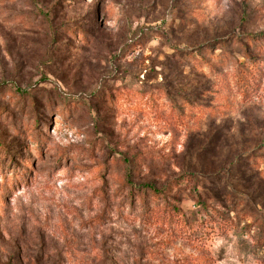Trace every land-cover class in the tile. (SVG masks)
<instances>
[{
	"label": "rangeland",
	"instance_id": "obj_1",
	"mask_svg": "<svg viewBox=\"0 0 264 264\" xmlns=\"http://www.w3.org/2000/svg\"><path fill=\"white\" fill-rule=\"evenodd\" d=\"M1 173L0 264H264V0H0Z\"/></svg>",
	"mask_w": 264,
	"mask_h": 264
},
{
	"label": "trees",
	"instance_id": "obj_2",
	"mask_svg": "<svg viewBox=\"0 0 264 264\" xmlns=\"http://www.w3.org/2000/svg\"><path fill=\"white\" fill-rule=\"evenodd\" d=\"M146 95H142L141 98H143L145 96L144 99H146V97H147ZM148 96L151 97L152 96V93H149ZM0 175H1V177L4 180L8 181V178L9 177H8V175L6 173H1ZM12 180H13V177H12ZM128 186H129V190H128L129 193L131 195L133 194V196L135 195L136 198H139L143 194V195H150L154 199L159 198V199H162L164 201L163 204H161L160 202H157L151 208H148V207L145 208V206H143V212H142L143 215L150 216V217H158V218H160L158 216V214L159 213H163L164 210H168V207H165L166 206V200H165V198L167 196L163 192V190H156V188H154L151 184H148V183L141 185L140 188L134 187V185L131 184V183H128ZM177 214H179V210L176 207L172 206L170 208V210L168 211V215L166 217L163 214L162 215L165 218H167L169 221H171L174 218L173 216L174 215H177ZM174 224L176 225V227L177 226L178 227H181L180 226V223H178V222H176ZM215 225H217L219 227L217 229L220 230V231H223V233L224 232L227 233L226 232L227 229L228 230H232L233 229L232 228L233 225L230 222H228L226 219H224L223 216L217 215V222L216 223H212L210 225L209 224H206V226H208V228H210V229L209 230L208 229H202L201 231H207V235L210 236V235H212L215 232V227H214ZM261 229H263V228H261ZM263 231H264V229H263ZM259 234L260 235H259L258 239H256L254 243L256 245H264V232L263 233L260 232ZM184 235H186V234H184ZM204 235H206V234H204L202 232L200 234H198L199 237H202Z\"/></svg>",
	"mask_w": 264,
	"mask_h": 264
}]
</instances>
